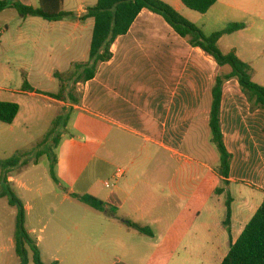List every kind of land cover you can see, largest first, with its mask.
<instances>
[{"label":"crops","instance_id":"0c3cea01","mask_svg":"<svg viewBox=\"0 0 264 264\" xmlns=\"http://www.w3.org/2000/svg\"><path fill=\"white\" fill-rule=\"evenodd\" d=\"M16 1L38 7L29 0ZM161 1L206 36L231 23L244 24L241 31L221 38L218 47L223 54L234 52L248 64L251 80L264 87V0H219L203 15L183 6L182 0ZM96 2L62 0V10L75 18L34 22L41 25V32L34 38L22 32L20 43L26 46L33 41L36 51L53 53L57 65L52 72L87 63L94 19L80 18ZM109 51L111 58L98 65L93 78L77 82L78 98L58 101L40 94L69 109L65 129L73 122L88 137L81 148L93 153L68 195H76L74 187L87 172L91 179L83 184L81 195L93 196L116 210L115 216L109 217L91 209L94 214L90 219L99 224L74 227L83 240L93 241L88 247L93 256L90 264H108L115 250L121 255L125 250L122 237L132 238L133 234L144 239L140 245L151 251L144 264L153 262L165 249L177 250L189 236L235 242L264 200V110L247 100L235 78L225 81L220 126L231 164L224 180L217 174L219 155L208 121L215 78L228 75L231 68L219 67L202 49L176 34L162 16L147 10L139 13ZM59 61H64L61 68ZM51 75L54 77V73ZM34 92L11 91L20 95ZM115 164L124 167L117 168L123 171L119 178H115ZM108 177L117 184L122 181L113 192L102 193L96 183L110 188L106 186ZM217 189L223 192L215 194ZM214 194L230 200L229 232L223 225L226 200L225 208L218 213L217 205L210 206ZM129 208L138 222L127 218ZM120 211L124 214L118 216ZM204 212H212L211 217L206 218ZM124 221L148 229L151 235L132 230ZM138 246H133L134 255L140 256ZM116 258L118 263L111 264H124ZM131 262L141 263L136 259Z\"/></svg>","mask_w":264,"mask_h":264},{"label":"rangeland","instance_id":"374dc122","mask_svg":"<svg viewBox=\"0 0 264 264\" xmlns=\"http://www.w3.org/2000/svg\"><path fill=\"white\" fill-rule=\"evenodd\" d=\"M29 2L35 6L38 5V0H29ZM37 21L43 22L38 18H20L13 9H7L0 15V31L3 32L0 37V101L17 103L20 108L11 125L0 123V162L3 163L15 155L24 156L23 165L8 171L0 167V177L5 175L8 179V183L2 184L1 187L10 188L23 204L25 229L36 241L41 254L40 259L44 264H50L53 261H58L59 264H90L89 261L93 256L88 247L93 241L90 238L83 240V237L74 231V227L92 225L94 222L89 215L94 213L85 204L68 195L82 168L90 163L92 158V152L81 148L88 137L75 128L73 122L68 130L65 129V115L70 112L69 109L64 110L58 104L36 93L56 94L61 85H65L63 100L68 101L70 97L78 98L79 92L76 86L78 77L69 79V74L73 70L69 68L52 72V67L57 65L54 54L36 51L33 41L22 46L20 43L22 32L32 38L41 32V25L34 23ZM63 64L64 61H59L58 68L63 67ZM38 66H41V69ZM24 80L28 81L36 92L29 95L11 93V91L22 89ZM75 115H78L77 112L71 115L72 120ZM58 117L61 118L56 124ZM55 141H57L56 145ZM38 152L45 154L40 155L36 160ZM50 152L58 159V164L54 167L58 183L53 181L50 175L49 161L52 160L51 157L49 159ZM154 164L155 162L152 163L153 166ZM117 168H124L123 164H115L114 169ZM129 173H126L124 179ZM90 179L86 172L74 187V193L81 195L80 190L83 184H88ZM106 181L110 188L105 189L99 181L96 183V187L102 193L113 192L122 180L117 184L108 177ZM217 199H220L222 204ZM225 200L226 196L219 197L214 194L210 206L214 208V205H217L219 213L220 208L222 210L225 208ZM129 211L127 218L138 222L133 209L129 208ZM123 212L120 211L117 215L121 216ZM203 214L206 218H210L212 212ZM213 215H215L214 212ZM98 224L95 222L93 225ZM142 225L145 226L143 223ZM15 231L16 208L9 205L6 197L1 198L0 264H21V260H24L25 264H34L33 253L28 246L25 247V255L17 256ZM133 236L132 238L131 236L122 237L125 250L121 252V255L116 254L117 250L113 251V259H108L110 260L108 264L118 263L116 257H119L124 264H134L131 260L135 259L141 262L135 264L145 263L151 251L145 244L140 245V241L144 239L137 234ZM228 241L227 238L203 240V238L189 236L177 250L165 249L158 253L153 258L154 261L149 264H220L228 253ZM134 244L139 245L137 251L140 256L134 255ZM140 258L145 259L141 261Z\"/></svg>","mask_w":264,"mask_h":264},{"label":"trees","instance_id":"16d2710c","mask_svg":"<svg viewBox=\"0 0 264 264\" xmlns=\"http://www.w3.org/2000/svg\"><path fill=\"white\" fill-rule=\"evenodd\" d=\"M218 1L219 0H182L181 3L192 12L203 15ZM61 6L62 0H38V7L26 6L16 0H0V14L7 9H13L20 18H40L50 23L70 17L75 18V15L71 14V12L63 11ZM142 10H147L162 16L176 34L182 38L188 39L192 47L202 49L204 53L212 57L219 67L229 66L231 68V72L228 75H218L215 78L211 89L212 98L208 121L212 136L211 140L219 155V168L217 169V174L226 180L230 170L231 155L225 149L220 126V104L225 81L235 78L240 89L248 98L247 100L252 102L257 108L264 110V87L258 86V84L251 80L249 65L239 60L234 52L223 54L218 47V42L221 38L236 31H241L245 28L244 24L231 23L222 30L206 36L196 25L192 24L171 6L161 0H97L96 4L87 8L86 13L80 18L81 21L89 18L94 19L91 43L89 44L88 62L75 64L72 67L73 70L69 74V79L77 76V82H85L93 78L98 65L107 62L111 58V53L109 51L110 45H112L117 37L119 38L128 32L131 24L134 23ZM21 91L34 92L33 88L26 80L23 81ZM64 91H66L65 85H61L60 90H58L56 94H39H43L46 97L58 101H63ZM19 111L20 108L17 103L0 101V123L11 125ZM60 118L61 117L57 118L56 124L59 122ZM54 144L56 145L57 141H55ZM44 154L45 153L38 152L36 160H38L40 155ZM50 157L52 159L49 161L50 175L53 181L58 183V179L54 174L55 162H57L56 156L54 154L52 155L50 152L49 159ZM23 158L24 156L15 155L3 163L0 162V167L8 171V169L23 165ZM6 183H8V179L5 175H2L0 177V199L6 197L9 205L15 206L16 208V231L14 240L17 256L22 257L25 255V247L28 246L33 253V263L44 264L40 259L41 254L36 241L29 236L25 229L24 206L15 197V194L10 188L1 187L2 184L5 185ZM224 184H227V181H224ZM222 192L223 189H217L215 194H220ZM72 197L92 210L104 212L108 214L109 217L115 216L116 210L114 208L93 196L84 194L80 196L72 195ZM230 218V200L227 198L226 217L223 221V225L227 228L228 232ZM123 223L140 234L151 235L146 228H141L129 221H124ZM21 264H25L24 260H21ZM50 264H58V262L53 261ZM220 264H264V200H262L254 216L249 219L243 228L239 238L233 243H231L230 239L228 253Z\"/></svg>","mask_w":264,"mask_h":264},{"label":"built area","instance_id":"2783aa9c","mask_svg":"<svg viewBox=\"0 0 264 264\" xmlns=\"http://www.w3.org/2000/svg\"><path fill=\"white\" fill-rule=\"evenodd\" d=\"M2 32H0V36H1ZM123 174V171L121 169H117L116 172H115V178H119L121 177ZM106 186L108 187L109 184L106 183Z\"/></svg>","mask_w":264,"mask_h":264}]
</instances>
